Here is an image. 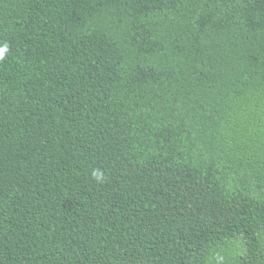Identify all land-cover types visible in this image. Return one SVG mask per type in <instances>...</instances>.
Returning a JSON list of instances; mask_svg holds the SVG:
<instances>
[{"label":"trees","instance_id":"16d2710c","mask_svg":"<svg viewBox=\"0 0 264 264\" xmlns=\"http://www.w3.org/2000/svg\"><path fill=\"white\" fill-rule=\"evenodd\" d=\"M5 41L0 264H264V0H0Z\"/></svg>","mask_w":264,"mask_h":264},{"label":"clouds","instance_id":"9594fccd","mask_svg":"<svg viewBox=\"0 0 264 264\" xmlns=\"http://www.w3.org/2000/svg\"><path fill=\"white\" fill-rule=\"evenodd\" d=\"M9 51V44L6 41L0 42V63L4 62L7 59ZM91 176L97 183H103L107 178L105 172L100 168L93 169L91 172ZM215 259L219 262L223 261L224 257L216 254Z\"/></svg>","mask_w":264,"mask_h":264}]
</instances>
